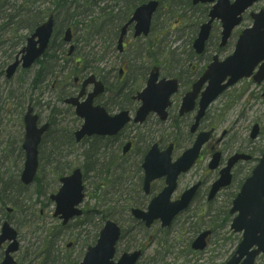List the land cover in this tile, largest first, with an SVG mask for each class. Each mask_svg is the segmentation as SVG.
Segmentation results:
<instances>
[{"label":"rangeland","instance_id":"obj_1","mask_svg":"<svg viewBox=\"0 0 264 264\" xmlns=\"http://www.w3.org/2000/svg\"><path fill=\"white\" fill-rule=\"evenodd\" d=\"M160 1L161 7L154 17L150 37L147 40L135 39L130 32L125 40V52L121 55L116 51V39L115 51H107L109 49L107 45L110 42L109 27L103 29L101 36L86 37L83 31L75 32L72 43L76 47V53L70 57L69 61L64 60L69 49L66 45L65 52L60 55L63 59L60 61L61 66L57 68L55 74L46 72L44 76V70L40 74L42 65L36 64L29 71H18L11 80H7L4 75L0 76V173L2 174L0 200L4 197L12 200V204L10 203L8 207L17 204L21 210L25 207V216L23 212L16 211L11 221L20 232L25 264H52L45 257L46 251L51 249L52 257L56 260L55 264L80 262L86 251L85 245L93 243L100 227L104 224L103 215H107L104 219L110 218L119 222L124 229L123 238L117 246V257L124 251L138 248V245L146 247L139 264H160L156 260L163 261L162 259L166 264L213 262L219 264L228 258L234 247H237L241 234L230 230L231 219L227 222L225 218H222L225 215L222 211L228 206L230 190L238 186L253 164L238 165L234 170L233 187L221 192L211 203H207V195L203 202H194L188 212L176 219L169 231H163L159 223L146 230L130 216H125L135 203L137 195L133 190H137L139 185V172L134 164V158L145 146L141 142H136L128 156L122 154V148L132 135L138 134L147 138V143L155 139L163 142V146H167L175 137L171 121L158 124L153 118L140 129L129 126L116 145L112 146L115 141L104 142L109 147L105 148L103 157L99 154L98 159L101 158L99 163L93 162L86 165L88 159L85 154L88 147H99L102 144L100 141L93 140L85 146L74 144L72 148L68 145L70 136L72 137L73 132L82 122L76 118L73 109L61 101L58 102V98H61L62 93H66V97L76 92L71 86H65V84L70 81L73 83L77 76L84 77L78 70H74L77 60L81 59L80 67L86 64L83 54L86 57L89 53L96 55L99 61L93 62V66L104 70V72L98 70V74L109 76L108 79L105 78L108 82H106L107 86H115L119 82L118 73L122 63L126 66L132 64L119 85L126 88L133 85L132 88L135 87V90L145 84L143 77H137L139 66L148 64L151 67L152 64L160 63L161 74L170 75L178 72L179 61L191 57L192 43L197 37L200 25L205 21L204 17L209 6H193L191 0ZM120 4L121 2L117 3L114 14L118 12ZM113 5H115L113 1L99 4V8L106 9L107 14L103 16L110 17L109 13ZM263 7L264 0H259L245 13L243 22L234 31L230 45L223 49H219L218 46L221 25L215 22L211 47L203 60L208 57L210 60L216 52H220L222 56L230 52L238 34L252 23L249 12L258 11ZM99 8L96 9V17H99L101 13ZM24 32L27 33V31ZM85 38L87 41L84 40ZM59 40L55 39L56 44L60 42ZM148 41L157 45L150 52L147 51ZM23 44L24 41L19 45V49ZM12 53L10 48L0 47V66H3V69L13 61L15 55L12 56ZM203 62L205 63L206 60L201 61L193 57L188 64L200 67ZM63 67L66 68L65 73L61 72ZM109 69L112 70L110 75L107 74ZM90 72L92 71H87L83 75H89ZM61 80L65 86L63 90L60 89ZM263 88L264 86L259 87L251 80L244 79L213 105L214 110L227 108L226 112L220 111V116L213 119L217 122L215 139L220 137L223 130L232 131L228 137V145L224 147L226 152L231 151L227 150L228 147L234 149L250 145V132L256 121L262 129L259 138L254 141L253 148L258 153L264 148ZM32 100L38 103V106L34 108L35 113L40 117L41 124L51 120L53 127L52 133L41 146L40 170L34 183L26 188L18 189L24 162L21 148L24 137L23 116L27 105L33 103ZM32 105L35 106V103ZM175 142H178L174 152L175 158L192 144L184 139H178ZM210 159L211 155L207 147L197 164L181 178V189L193 181L209 180L216 176L215 171L208 169ZM81 166L87 172V177L84 179L85 199L81 206L85 213L63 227L61 221L53 216L54 204L49 200V195L58 190L59 175ZM155 185L159 187L162 181H157ZM180 193L179 190L175 196L177 197ZM2 216L5 218L4 214ZM208 228L215 231L208 241V247L203 252H195L188 244L195 239L198 230ZM70 243L72 245L68 247ZM229 249L230 252L227 251ZM256 264H264L263 259L258 258Z\"/></svg>","mask_w":264,"mask_h":264},{"label":"water","instance_id":"obj_2","mask_svg":"<svg viewBox=\"0 0 264 264\" xmlns=\"http://www.w3.org/2000/svg\"><path fill=\"white\" fill-rule=\"evenodd\" d=\"M215 0H193L194 4L199 2H214ZM258 0H218L210 12V20L203 24L200 28L198 37L194 41V48L197 53H202L205 49L206 41L209 38L212 22L215 19H221L223 25L222 45H225L231 36L232 30L241 23L242 14ZM159 1L151 0L140 5L134 12L132 18L126 23L122 29L118 42L120 50L123 49V40L127 34L129 24L135 22L134 35H148L151 29L152 17L158 9ZM254 23L243 31L237 43L236 50L233 55L220 62L218 57H214L213 63L208 67L204 76L193 85L192 91L188 92L184 98L181 112L191 110L197 94L202 86L208 81V87L203 94L201 101L202 108L196 117L197 122L192 127L194 131L198 125V121L204 114L205 108L212 102L226 87L234 84L240 78L251 76L256 65L264 59V9L258 13L251 14ZM54 18L49 17L47 21L42 23L28 37L27 45L21 51L22 58L17 59L7 69V77L11 78L20 63L24 68H30L35 61L40 58L48 48L50 38L53 33ZM71 29L66 31L64 40L71 42ZM74 50L71 46L70 53ZM260 82L264 79V63L261 65L260 71L255 76ZM159 79V68L154 67L150 73L147 87L141 93L143 106L138 110L135 122H143L151 111H156L162 120L167 118L165 109L169 104L170 96L178 89V81L176 79ZM227 82L225 83V81ZM95 84L94 92L91 93L85 102L80 103L79 99L84 94L85 87ZM104 91L102 82L96 81L94 75L87 78L83 83V90L77 98L67 99L66 102L76 106V112L85 119L82 128L76 132L77 140H81L85 135L92 134H109L118 133L129 121L127 111H123L115 116H109L101 107L93 106V99ZM33 107L29 105L25 114V141L23 148L26 152L25 167L22 172L21 180L26 185L33 182L38 166V146L41 137L48 125L38 128V116L33 114ZM255 127L252 134H257ZM209 134H200L194 146L187 150L183 156L175 163L171 162L172 146L167 150L160 152L157 145H154L147 154L143 167L146 172L145 189L149 191L150 182L158 177L167 176V187L164 191L154 198L149 206L148 211L133 209L132 214L142 219L149 227L154 220L160 219L163 227L169 226L174 217L184 210L190 203L195 188L185 192L181 200L171 203L170 197L175 189L177 177L181 172L189 170L199 155L200 149L204 142L208 139ZM130 144L124 151H127ZM245 158L244 155L233 156L228 166L221 172L220 179L214 183L209 198L212 199L221 187L231 182L230 170L238 159ZM220 155L216 154L210 168H215L219 163ZM63 183L57 194L51 195V199L56 202L55 216L63 219V224L69 222L74 216L82 214V210L78 208L84 198V186L82 181V173L80 169H75L71 175L61 178ZM231 229L235 232H242V240L238 245L235 254L224 264H255L257 256H264V155L261 162L256 167L253 175L244 183L241 192L233 201L231 213H236ZM211 231L207 230L201 233L193 242L195 250H203L207 246V238ZM121 235L119 225L108 220L101 230L100 237L95 246L88 248L84 260L80 264H136L141 251L132 253H124L118 261L114 260L116 253V243ZM16 231L5 222L0 236V243L9 239H16ZM17 242H14L7 250V256L1 264H12L13 260L9 256L17 248Z\"/></svg>","mask_w":264,"mask_h":264},{"label":"flooded vegetation","instance_id":"obj_3","mask_svg":"<svg viewBox=\"0 0 264 264\" xmlns=\"http://www.w3.org/2000/svg\"><path fill=\"white\" fill-rule=\"evenodd\" d=\"M206 54H204L201 57V61H205L203 62V65L198 67V66H191L190 68H180L178 70L179 74H180V78H179V88H178V92L176 94H174L173 96H171V99L169 100V104L167 105L166 108V115L167 118L165 120H161L158 116V114L156 112H151L146 119L143 122H139L136 123L134 121V118L136 116V113L138 112V110L142 107L143 102L141 100L142 95L139 94V92L143 89L137 90L136 93H131V94H125L124 93V89L120 88V87H108L107 86V92L99 95L95 101V104H98L100 106H102L103 108H105L107 110V112L111 115L117 114L119 112L122 111H128L130 116V120L128 123V127L129 126H134L136 129H140L141 127H144L148 124V122L150 121V119H155L156 122H158V124H165L168 121H171V126L174 130L175 133H173L174 139L171 140V142L167 145V146H163L162 143L163 142H159L156 141L155 139L149 143L146 142L147 138H143L140 134L138 135H132V137L130 139H128V141L126 143L130 142V150L127 153H123L124 156H128V154H130V152L134 149L136 142H141L143 143V145L145 147H143L141 149V153H138L136 158H134V164L137 166V169L139 172V185L137 186V190H133L134 193L137 195L135 198V206L141 209H146L150 203V201L152 200L153 197L157 196L166 186L167 180L166 178H159V179H155L153 181L150 182V187H149V192H145L144 190V184H145V170L143 169V163L145 161V157L147 155V153L149 152V150L151 149V147L153 145H157L158 148L160 150H166L167 148H169L170 146H172V155L174 159H177L179 157V155L175 158L174 157V152L177 149V145L178 142L176 143L175 141L178 139H184L187 141V143L191 142L192 144L189 146L191 147L195 140L199 137L200 134H209L208 135V139L204 142V144L202 145V149L201 152L199 154V159L198 161L202 158L203 153L205 151V149L208 147L209 148V153L211 155V159L209 162H211V160L213 159V157L215 156V154H219L220 155V160H219V166L215 171L217 174L215 177L209 179V180H196L191 182L190 184H188L187 186H185L183 189H181L180 187V182H181V178L184 175L179 176V180L176 183V188L173 192V198L174 199H179L181 197V195L188 190L189 188H191L194 185H197V188L195 190V193L192 197L191 200V207L193 205L194 202H203L204 201V197L206 196V192L207 189L206 187L208 186L210 188L211 184L217 179L219 178V174L221 169H223L226 166L227 161L230 159V157H232L233 155L236 154H243V155H247L250 156L249 160H242L240 159L235 167L233 168V176H234V170L235 168L240 165L241 163H249V164H253V166L250 167L249 170H251L252 168H254V166L256 165V163L259 161L260 155L258 152L254 151L253 145H254V141L257 140L259 138V135L261 133V126L259 124V122L257 123V121L254 123L251 132H253V128L254 126L257 124L259 126V135L256 138H252L249 142L250 145L247 146H240V147H235L234 149H230L228 147L227 150H231L229 152H226L224 147H227V143H228V137L230 136L232 131L229 130H223L221 132L220 137H218V139H215L216 136V131H217V122H214L213 119L216 117L218 118L219 112H226L227 108L221 110H214L213 105L216 103V101L218 99H220L226 92H228L232 87L236 86L237 84H235L234 86L230 87L229 89H227L223 94H221L220 96H218L206 109L204 112V115L200 118V120L198 121V125L196 127V129L193 131L192 127L194 126V124L196 123V117L199 114L202 105H201V101L203 98V90L205 89V86L202 88V90H200V92L197 94L196 98H195V103H194V107L191 109V111L189 112H185L182 113L181 112V107L183 104V100L186 97L187 92L192 90L193 84L195 83V81L201 77V75L204 73L206 67H207V62H208V58L203 60L205 58ZM189 65V64H188ZM187 67V66H186ZM256 76V75H255ZM255 76H252L251 78H248V80H251L253 83L257 84L259 87L264 86V79L261 80L260 82L255 78ZM185 79V80H184ZM244 80V79H242ZM241 80V81H242ZM77 83L76 88H78V90L81 89V82L82 79L76 81ZM92 87L87 89V92L91 91ZM109 90L113 91V92H109ZM262 95L264 96V88H263V93ZM178 122V123H177ZM207 122V123H206ZM126 127L125 130L128 128ZM125 130L121 133L120 136L125 134ZM111 137L108 136H91V137H86L84 138L83 141H81L80 144L81 146H85V142H90L93 140H101V145L105 146L104 142H106L105 140H110ZM120 140V139H119ZM118 140V141H119ZM189 147H187L186 149H188ZM264 149V148H262ZM219 172V174H218ZM162 181V185H160L159 187L155 185V183L157 181ZM181 191L180 195H178L177 197L175 196V194L178 191ZM209 201V200H208ZM16 211H21V213H24L25 216V207H22V210L17 209V208H13V210H8L6 209L5 212L7 213V215H5L6 220H8V222L15 228L16 232H17V248L15 251L11 252V256L13 258V262L12 264H25V255L23 254V248L21 247V240H20V232L19 230L14 226V224L11 222L12 221V216ZM25 225V220L24 223ZM13 243L9 240H6L2 243H0V264L2 263V261L4 260L5 256L7 255V250L9 249V247L12 245ZM21 259V260H20Z\"/></svg>","mask_w":264,"mask_h":264},{"label":"trees","instance_id":"obj_4","mask_svg":"<svg viewBox=\"0 0 264 264\" xmlns=\"http://www.w3.org/2000/svg\"><path fill=\"white\" fill-rule=\"evenodd\" d=\"M115 2L114 7H111L109 18L103 16L107 14L106 9L99 8V4L104 2ZM144 0H0V46H6L12 48L13 51L17 50L18 45L25 39V30L31 33L40 23H42L51 14L55 16L56 28L55 35L49 51L44 55V58L39 60L38 63L42 65L40 73L49 71L52 74L55 73L59 64L56 65L59 57L56 54L64 52L63 49H53L56 44L55 39H60L56 48H59L63 43L61 42L62 31L66 27H72L74 33L83 31L86 37L91 35H103L104 28H110V42L108 47H113L114 41L118 36L120 27L130 18L132 11L138 4ZM118 12L114 14L117 3ZM100 9L99 17L95 16L96 9ZM85 41L86 38L84 39ZM157 45L149 43L148 47L150 51L155 49ZM85 58L84 70H88L86 67L88 64L97 61L95 54H87ZM66 60V59H64ZM67 61V60H66ZM132 66V64H129ZM127 66V69H129ZM145 77L146 69L142 71ZM0 75H3V67L0 66ZM140 76V74L138 75ZM46 140V138H44ZM59 164V162H58ZM7 202L4 201L2 205ZM229 213H225L222 218L229 221ZM205 223V222H204ZM214 231V230H213ZM189 246V244H188ZM230 252V249L227 250ZM53 250L46 251L45 257L52 264L56 263V260L52 257ZM57 259V258H56ZM163 261L156 260L157 263L166 264ZM208 264H215L208 263Z\"/></svg>","mask_w":264,"mask_h":264}]
</instances>
